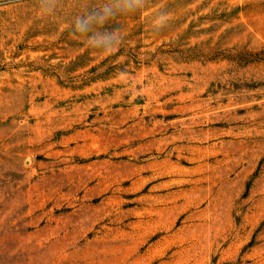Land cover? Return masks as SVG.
<instances>
[{"label":"rangeland","instance_id":"obj_1","mask_svg":"<svg viewBox=\"0 0 264 264\" xmlns=\"http://www.w3.org/2000/svg\"><path fill=\"white\" fill-rule=\"evenodd\" d=\"M0 264H264V0H0Z\"/></svg>","mask_w":264,"mask_h":264}]
</instances>
